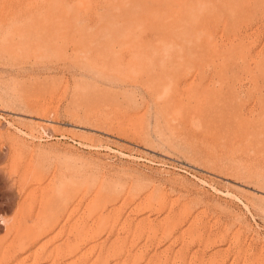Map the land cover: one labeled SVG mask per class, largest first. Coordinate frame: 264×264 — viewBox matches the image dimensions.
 <instances>
[{"label":"rangeland","instance_id":"obj_1","mask_svg":"<svg viewBox=\"0 0 264 264\" xmlns=\"http://www.w3.org/2000/svg\"><path fill=\"white\" fill-rule=\"evenodd\" d=\"M0 264H264V0H0Z\"/></svg>","mask_w":264,"mask_h":264},{"label":"bare ground","instance_id":"obj_2","mask_svg":"<svg viewBox=\"0 0 264 264\" xmlns=\"http://www.w3.org/2000/svg\"><path fill=\"white\" fill-rule=\"evenodd\" d=\"M25 242H26V239L23 238V237H21V240L19 241L18 245H22ZM76 244H77V240H75L74 242H72L71 245L65 246V248H66V250H71V249H73L76 246ZM73 262H75V261H73Z\"/></svg>","mask_w":264,"mask_h":264}]
</instances>
